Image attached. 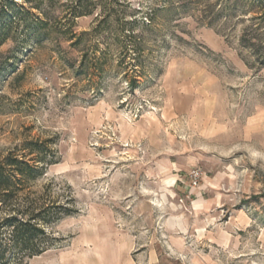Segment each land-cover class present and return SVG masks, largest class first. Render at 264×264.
Instances as JSON below:
<instances>
[{
  "label": "rangeland",
  "instance_id": "obj_1",
  "mask_svg": "<svg viewBox=\"0 0 264 264\" xmlns=\"http://www.w3.org/2000/svg\"><path fill=\"white\" fill-rule=\"evenodd\" d=\"M10 1L0 162L44 175L0 227L15 205L51 222L37 256L0 228V264H264V0H106L77 19L75 0H14L44 31Z\"/></svg>",
  "mask_w": 264,
  "mask_h": 264
},
{
  "label": "trees",
  "instance_id": "obj_2",
  "mask_svg": "<svg viewBox=\"0 0 264 264\" xmlns=\"http://www.w3.org/2000/svg\"><path fill=\"white\" fill-rule=\"evenodd\" d=\"M43 1L44 0H41V2ZM104 1L106 0H75L71 15L74 19L90 16L97 9L101 10V6L103 5L102 2ZM103 6L105 8L106 5ZM37 9H39V7ZM106 12L104 13L105 15L107 14ZM2 13L7 16H12V18L18 22L19 19L26 21L27 18L33 17L38 31H44L47 28V22H45V20L41 19L39 16L36 17L32 15L30 11L25 10L24 7H19L14 0L10 1V5L6 9L4 7ZM110 18L111 15L108 13L101 23H107ZM8 31V27H4L0 31L1 42H6L9 38ZM87 34L88 33H83L81 36L76 37L77 41L74 43V46L80 45L83 37L87 36ZM243 43L245 47L250 48L256 53H260V45L252 43L251 41H245V39ZM137 48L138 46L136 49ZM261 63L264 68V59L261 60ZM34 154H38L37 158L33 160L35 163L45 164L44 159L41 158V149H30L29 156ZM43 175V167L32 166L29 162L19 159L14 154H10L0 162V205L8 207V203L11 204L14 201H19L21 198L20 193L26 190L25 184ZM34 206L35 205L27 208V210H22L21 205H15L12 209V213L4 219L0 227L1 229L9 230V236L14 246L19 250H27L30 256H37L46 252V247L41 244H36V241L41 236H46L45 227L51 222L47 217V215L50 214V209H45L44 207H37L36 209ZM54 210L56 212L53 213V217H51L53 220L71 214L68 207L56 206ZM6 248L8 249L9 247ZM4 259L5 254L0 253V260Z\"/></svg>",
  "mask_w": 264,
  "mask_h": 264
},
{
  "label": "built area",
  "instance_id": "obj_3",
  "mask_svg": "<svg viewBox=\"0 0 264 264\" xmlns=\"http://www.w3.org/2000/svg\"><path fill=\"white\" fill-rule=\"evenodd\" d=\"M200 177H201V173L195 172L193 175L194 182L198 181L200 179Z\"/></svg>",
  "mask_w": 264,
  "mask_h": 264
}]
</instances>
